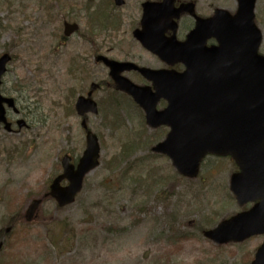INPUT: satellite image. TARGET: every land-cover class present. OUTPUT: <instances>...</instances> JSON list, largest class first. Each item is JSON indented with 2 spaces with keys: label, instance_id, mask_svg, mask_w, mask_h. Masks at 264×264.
<instances>
[{
  "label": "rangeland",
  "instance_id": "obj_1",
  "mask_svg": "<svg viewBox=\"0 0 264 264\" xmlns=\"http://www.w3.org/2000/svg\"><path fill=\"white\" fill-rule=\"evenodd\" d=\"M100 1L0 0V54L12 56L0 89L20 111H9V119L27 123L19 130L14 125L13 133L0 130V231L15 219L0 264H249L263 235L217 245L202 234L250 205L238 206L229 191L232 162L206 156L198 176L176 181L170 160L150 150L166 129L148 128L142 111L93 63L91 45L141 62L130 39L139 0L109 6L111 28L92 25ZM226 2L234 11L235 0ZM254 18L264 53V0H256ZM64 20H75L79 30L63 42ZM101 80L92 94L97 113L86 115L98 138L99 165L85 176L73 203L59 208L44 198L33 220L24 222L29 202L46 193L61 171V156L81 155L85 132L73 104L90 82Z\"/></svg>",
  "mask_w": 264,
  "mask_h": 264
},
{
  "label": "water",
  "instance_id": "obj_2",
  "mask_svg": "<svg viewBox=\"0 0 264 264\" xmlns=\"http://www.w3.org/2000/svg\"><path fill=\"white\" fill-rule=\"evenodd\" d=\"M114 1L116 5L123 3V0ZM236 1L238 6L233 15L218 9L208 20L210 33L218 45L212 47L205 59L194 61L185 50L169 45H148L137 35L145 47L167 63L182 62L185 69L181 72L153 71L103 55L96 57L109 67L116 88L129 94L143 109L147 125L169 127L165 138L152 151L166 155L178 174L195 177L207 154L230 155L238 166V171L230 177L229 188L238 205L256 202L204 232L205 237L217 244L264 235V55L257 53L261 33L253 22L255 0ZM166 2L163 0L159 5L164 6ZM162 11L165 13L166 9ZM77 28V24L65 22L63 33L68 36ZM9 60L7 53L0 55V84ZM129 69H136L152 80V88L137 86L119 75ZM97 87L93 82L86 96L77 97L74 106L78 115L97 113L91 98ZM160 98L167 105L157 110L155 105ZM6 108L18 112L13 98L0 93V123L10 131ZM16 124L18 128L26 125L21 118ZM81 127L87 128L84 118ZM85 142L75 166L69 162L68 155L62 157V171L49 185L46 195L59 207L75 200L85 175L99 164L97 136L86 130ZM63 180L67 184L61 185ZM39 203L40 199L31 201L25 212L27 221L32 219ZM250 264H264V239Z\"/></svg>",
  "mask_w": 264,
  "mask_h": 264
},
{
  "label": "flooded vegetation",
  "instance_id": "obj_3",
  "mask_svg": "<svg viewBox=\"0 0 264 264\" xmlns=\"http://www.w3.org/2000/svg\"><path fill=\"white\" fill-rule=\"evenodd\" d=\"M162 1L163 0H139L138 2L136 19L135 22L132 23L130 28V39L132 48H136V55H141L142 63H138L136 60L127 57L117 59L111 56L110 52L112 50L114 52V48L102 51V49L99 47L93 45L90 46V53L92 55L93 63L102 66V68L106 70V83H110L111 86L112 84H115L109 74V67L102 60L96 59L98 55H103L108 59L115 61L129 62L137 67H147L155 70L174 69L176 71H181L184 68V65L180 62L167 64L162 61L155 53H153L147 47H145V45H143V43L138 39L137 35L142 37L148 45L162 44L169 45L172 48L175 47L183 49V51L185 50V53L192 56V59L194 61L201 60L202 58L205 59L206 55L209 53L212 47L218 45L217 39L210 33V25L208 23V20L213 17L216 9H227L226 7H224L225 3H227L226 0H214V2L213 0H167L166 4L164 6H161L159 5V3H161ZM126 2L127 0H123V3L121 5H116L114 0H101L99 4H95L91 21L92 25L97 22H101L103 24V28L113 27L115 24V15H110L107 9H109V6L114 8H121L126 4ZM162 9H166L165 13L162 11ZM65 22L76 23L78 25L75 20H64L62 22L60 41L63 42L74 34H77L79 30L78 25V29L75 32L71 33L68 36H65L63 33V24ZM149 58L156 59L159 64H148L146 60H148ZM76 65H78V63H76ZM196 65H199V63H196ZM120 74L124 77H128V74H132L138 79L139 82H134L129 77L128 79L136 84L144 86L152 85V81L145 78L138 70H123L120 72ZM97 83L99 84L100 88V84L103 82L101 80ZM15 104H17L16 100ZM165 104L166 103L164 100H159L157 103V108L161 109L165 106ZM19 114L20 111L18 115ZM7 118H9L8 112ZM15 120L9 121L14 123ZM12 131L14 132L15 130L13 129ZM1 152L2 149L0 146V156ZM69 156L70 162L75 163V158H72L71 155ZM226 158L232 160L230 156H226ZM62 184H65V182H62ZM1 236L2 235L0 233V238Z\"/></svg>",
  "mask_w": 264,
  "mask_h": 264
},
{
  "label": "trees",
  "instance_id": "obj_4",
  "mask_svg": "<svg viewBox=\"0 0 264 264\" xmlns=\"http://www.w3.org/2000/svg\"><path fill=\"white\" fill-rule=\"evenodd\" d=\"M123 158H127V156L125 155V156H123ZM181 179H183V177L182 176H180V175H177L176 174V177H175V180L176 181H178V180H181ZM22 217V216H21ZM21 217H19L18 219H20ZM14 222V220L13 219H10V220H8V222L7 223H13Z\"/></svg>",
  "mask_w": 264,
  "mask_h": 264
}]
</instances>
